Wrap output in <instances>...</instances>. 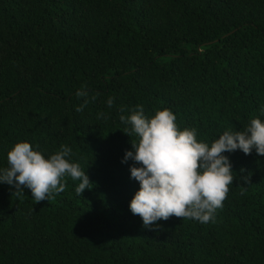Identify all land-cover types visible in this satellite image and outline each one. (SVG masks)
Returning a JSON list of instances; mask_svg holds the SVG:
<instances>
[{
	"label": "trees",
	"instance_id": "trees-1",
	"mask_svg": "<svg viewBox=\"0 0 264 264\" xmlns=\"http://www.w3.org/2000/svg\"><path fill=\"white\" fill-rule=\"evenodd\" d=\"M137 105L171 110L209 145L264 121V0H0V168L17 142L45 157L67 145L93 184L78 196L69 177L36 203L0 182V264H264L255 149L224 153L234 176H251L234 180L215 222L146 228L132 214L140 185L121 162L132 149L119 116Z\"/></svg>",
	"mask_w": 264,
	"mask_h": 264
},
{
	"label": "clouds",
	"instance_id": "clouds-1",
	"mask_svg": "<svg viewBox=\"0 0 264 264\" xmlns=\"http://www.w3.org/2000/svg\"><path fill=\"white\" fill-rule=\"evenodd\" d=\"M76 95L84 98L83 104L76 107L81 112L89 102V94L81 89ZM107 106H114L113 97L108 98ZM119 111L123 113L126 109L121 106ZM100 118L107 116L100 113ZM119 119L126 125L122 131L131 138L132 149L125 152L121 162L129 159L134 162L130 167L131 178L140 185L129 208L133 215L142 218L146 228L172 216L202 224L215 222V214L223 208L234 180L249 184L251 176V173L234 176L224 153L240 150L248 155L255 149L264 156V121L260 118L251 119L240 131H224L210 145L198 141L195 128L181 130L176 116L166 108L148 117L143 106L137 105L130 115L121 114ZM71 153L70 147L61 145L58 151L45 157L29 142H17L7 153V167L0 168V182L13 185L16 197L24 194V188L30 189L32 198L39 203L64 192L66 178L70 177L79 181L75 192L81 196L93 184L80 164L68 159ZM240 171L243 173L245 169Z\"/></svg>",
	"mask_w": 264,
	"mask_h": 264
}]
</instances>
